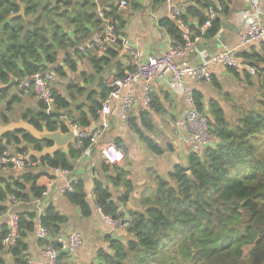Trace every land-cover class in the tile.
Instances as JSON below:
<instances>
[{"label":"trees","instance_id":"1","mask_svg":"<svg viewBox=\"0 0 264 264\" xmlns=\"http://www.w3.org/2000/svg\"><path fill=\"white\" fill-rule=\"evenodd\" d=\"M154 1L165 3L167 0ZM21 2L25 15L17 14L20 12L17 0H0V32H4V38L0 39V122L3 124L13 121L15 105L21 103L20 95L11 96L10 87H1L8 84L11 77L16 79L18 86L21 80L37 72L54 70L57 75L65 76L63 66L50 68L57 62L60 50L74 47L77 55L82 57L78 48L88 41L91 28H101L108 19L119 31L118 6L115 4L103 11L102 17L96 0ZM181 6L185 8L183 18L191 31L203 39H212L221 29L220 13H227L232 4L229 0H198L195 4ZM210 8L216 16L211 26L202 31L201 27L211 17ZM160 25L175 43H183V31L175 20L165 17ZM72 26L74 31L71 33L68 28ZM108 53L113 55L111 51ZM240 56L251 59L246 53ZM91 61L100 73L107 58L97 54ZM65 65L76 70V62L70 56ZM229 68L237 72L236 68ZM212 80L218 87L214 76ZM262 83L264 85V81ZM65 90L73 99L84 93V88L74 81L68 83ZM260 92L259 99L236 124L230 123L216 101H210L206 110L202 95L195 93L198 110L206 116L207 111L210 113L208 124L216 139L201 152L192 151L186 165H176L167 177H157L153 188L141 195L138 207H120L118 201L113 200L111 189L102 182L96 183L99 209L112 217L123 213L130 223L126 230L128 238L109 239L111 251H99V264H264V86ZM107 97L105 95L104 100ZM54 98L53 109L39 102L40 109L26 108L21 113L22 118L40 130L45 125L52 131L60 126L65 128L66 120L86 129L98 118L101 103L95 101L94 96L90 98L89 114L84 111V105L75 110L76 114L67 111L70 103L55 86ZM158 107V100L152 96L151 109L157 111ZM149 120L148 111L142 117V126L133 119L127 122L151 151L162 155L166 149L145 132V129H152ZM45 145L28 132L17 130L0 137V156L8 150H41ZM88 145L89 141L85 140L83 148L71 145L69 153L59 150L31 159L39 163L36 167L69 171L74 167L72 159L78 158ZM36 167L18 170L19 175L6 176L3 172L12 168L0 166V215L12 196L21 203L42 198L45 188L37 183L42 174L34 171ZM111 168L116 175L113 183L126 190L120 200L127 202L133 183L120 165H111ZM74 187L73 192L66 193L69 200L84 215H90L83 181H76ZM18 215L20 237L8 251L15 264H27L26 239L35 232L37 224L47 227L49 235L55 237L61 233L67 217L52 205L40 217L35 212ZM8 232V226L4 225L0 233V251L5 248L3 239ZM41 242L45 247L49 244L46 239ZM69 256L63 253L60 260L68 264ZM0 264L8 263L0 257Z\"/></svg>","mask_w":264,"mask_h":264},{"label":"crops","instance_id":"2","mask_svg":"<svg viewBox=\"0 0 264 264\" xmlns=\"http://www.w3.org/2000/svg\"><path fill=\"white\" fill-rule=\"evenodd\" d=\"M96 1L98 11H108L112 4L118 6L119 32L127 37L136 48L142 50L144 57L148 58L162 55L174 42L170 34L160 25L163 18L170 17V4L187 6L195 4L198 0H171L170 4L169 2L155 3L154 0H125L126 4L123 7L120 6L122 0ZM256 1L260 10L258 13L259 10L254 7L253 0H239L231 6L227 13H220L222 23L219 33L212 39L200 40L195 50L186 56L187 62L195 66L205 61L204 55L215 54L223 50L235 53V56L242 61V67L237 69L236 73L232 72L229 67H213L214 80L218 87L213 80L200 82L190 77L184 78L182 86H175L172 76L168 74L152 85V96L158 100L157 111L145 104L144 81L133 83L123 89L122 95L130 92L134 97V103L127 120L133 119L135 123L142 126V117L149 111L151 120L148 122L152 123V129H145V132L152 140L166 149L164 154L157 155L151 151L135 129L129 125L127 120L123 119L120 98L112 100L110 113L102 115L97 111L98 118L93 121L90 127L86 128L89 131H95L102 126L104 121L108 122V126L99 140L103 143H114L123 154V159L118 165L123 168L133 183V191L127 202L120 200L126 190L113 183L116 175L113 173L111 165L115 164H109L96 147H92L89 152L84 150L78 158L72 159L74 167L66 175H61L49 167L41 166L34 169L36 173L42 174L37 183L40 187L45 188V195L40 199H33L31 202H18L12 212L17 214L35 212L40 217L44 210L52 205L58 212L66 216L67 221L62 225L60 234L78 232L82 237V245L69 256L68 264H99L101 261L98 257L99 251L101 249L107 252L111 251L109 239L125 240L129 237L126 230L110 224L97 206V182H102L104 186L111 189L112 198L118 201L120 207L124 209L136 208L141 195L153 188L157 177H167L176 165L187 164L188 156L193 150L192 144L187 140L190 131L182 122L183 114L190 107L186 88H191L194 97L195 93L202 95L206 110L209 108L210 101H216L223 108L230 123L235 124L240 116L259 99L260 90L264 86L262 83L264 81V42L240 47L239 40L240 31L250 19L258 17L264 24V0ZM105 25L103 24L102 27ZM101 28H91L88 40ZM68 30L72 33L74 27H69ZM108 51H111L113 55ZM108 51L91 50L88 55H82V57L80 54L77 55L74 47L59 51L57 62L50 68L55 69L61 65L65 69L66 75H58L54 86L70 103V108L67 111H73L76 114L75 110L80 105H84V111L89 114V106L92 104L90 98L93 96L96 98L95 101L101 103L102 108L103 97L109 95L108 82L123 76L129 70H134L135 65L129 51L119 45ZM242 53L250 55L251 59H243L240 56ZM97 54L107 58V63L102 65L103 70L100 73L96 72L91 61L92 57ZM67 56L75 60L76 70H71L65 65ZM251 68L255 69V73H251ZM248 75L250 79H248ZM71 81L78 82L84 88V93L77 96L76 99L66 94L65 87ZM10 88V95H20L21 97V103L15 105L17 114L13 112L11 120L17 121L22 118L21 113L26 108L40 109L37 106L40 101L31 90L21 92L19 85L16 84ZM206 114V117L209 118L210 113L207 111ZM0 124L3 123L0 122ZM66 124H68L67 120ZM106 167L109 168L106 169ZM3 174L15 176L20 172L7 169ZM67 177H72L75 182L83 181L87 192V202L91 208L90 215H84L81 209L74 205L67 194L63 192L62 188ZM8 205L9 203L6 206ZM4 212L0 215V233L4 225L8 226V216L3 215ZM26 243L28 244L27 264H46L47 259L43 253L45 246L37 236V229L28 236ZM0 257L4 258L8 264H15L7 247L0 251Z\"/></svg>","mask_w":264,"mask_h":264},{"label":"built area","instance_id":"3","mask_svg":"<svg viewBox=\"0 0 264 264\" xmlns=\"http://www.w3.org/2000/svg\"><path fill=\"white\" fill-rule=\"evenodd\" d=\"M170 1L167 0L166 2L170 4ZM238 1L229 0L232 5ZM125 4V0L120 2L121 7ZM253 5L259 10V5L256 0H253ZM99 14L103 17V11H99ZM209 14L211 17L201 27L202 31H205L211 26L212 20L216 16V12L212 8L209 9ZM169 15L182 29L184 41L183 43H171L165 53L160 56L144 57L142 50L136 48L127 37L122 35L110 19L106 20V25L99 29L91 39L79 46L78 51L86 56L91 50L108 51L119 45L131 53L135 65L134 70H129L122 77L114 78L108 82L110 92L108 97L103 101L102 108L98 110L99 114L106 115L110 113L112 100L120 98L122 101L123 119L126 121L132 109L134 97L130 92L122 95V91L139 81L145 82L144 100L147 107H150L153 83L163 79L168 74L172 76L173 85L182 86L185 77H190L200 82L211 81L214 76L213 67H233L236 69L242 67V61L230 50L204 55L205 61L202 64L190 65L186 60V56L195 50L196 45L203 38L195 35L185 23L183 18L185 8L180 4L171 3ZM239 40L240 47L257 42H264V24L258 17H254L245 23L239 33ZM251 73H255L254 68H251ZM57 76L54 70L37 72L21 80L18 84L19 90L21 92L31 90L40 102L52 108L55 104L54 85ZM186 92L189 95L190 107L183 114L182 122L190 131L187 140L192 144V150L201 152L207 145L212 144L216 138L209 127L206 115L198 110L191 88H186ZM68 124L76 133L74 147L77 149L83 148L84 141L88 140L89 145L85 148V151L89 152L92 147H96L109 164H119L122 161L123 154L114 143H103L99 140L108 126L107 121H104L102 126L95 131L83 129L78 124L72 122H68ZM28 152H17L16 150L5 151L0 156V166L3 168L11 167L15 170H22L39 165L38 162L28 157ZM55 170L61 175L68 173V170L62 168H56ZM74 185L75 180L72 177H67L65 185L62 188L63 192H73L75 189ZM17 204V199L12 196L7 206L8 209L3 214L8 216L9 232L3 239V244L7 248L14 246L20 237L19 215L12 212L13 207ZM103 216L110 224L120 229L127 230L130 226L129 219L123 213H120L119 217H112L106 214H103ZM37 236L40 239L49 241V244L43 250L47 259L46 264H64L60 260V256L63 253L72 255L82 245V237L78 232H68L51 237L48 228L41 224H38Z\"/></svg>","mask_w":264,"mask_h":264},{"label":"water","instance_id":"4","mask_svg":"<svg viewBox=\"0 0 264 264\" xmlns=\"http://www.w3.org/2000/svg\"><path fill=\"white\" fill-rule=\"evenodd\" d=\"M20 5L19 15H25V7L21 0H17ZM4 38V32H0V39ZM16 83V79L11 77V81L2 85L1 87H11ZM63 127H58L56 130H49L45 125L42 129H38L35 125L30 123L23 118L18 119L17 121H10L7 124H0V137L4 136L7 133L22 130L31 134L35 139L46 143L41 150L30 149L28 152V157H44L46 155H52L55 152L62 150L65 153H69L71 145L74 144L76 133L75 130L69 125L66 124ZM49 143V144H48ZM73 264V263H70Z\"/></svg>","mask_w":264,"mask_h":264},{"label":"rangeland","instance_id":"5","mask_svg":"<svg viewBox=\"0 0 264 264\" xmlns=\"http://www.w3.org/2000/svg\"><path fill=\"white\" fill-rule=\"evenodd\" d=\"M32 95V94H31ZM12 96V95H11ZM38 104V103H37ZM21 105V104H20ZM18 106V105H17ZM15 114H17V112L15 111Z\"/></svg>","mask_w":264,"mask_h":264}]
</instances>
